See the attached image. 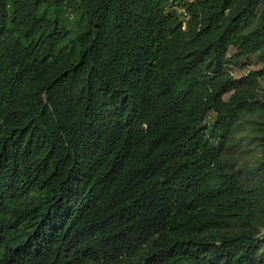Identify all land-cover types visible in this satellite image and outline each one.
Returning a JSON list of instances; mask_svg holds the SVG:
<instances>
[{
  "label": "trees",
  "instance_id": "1",
  "mask_svg": "<svg viewBox=\"0 0 264 264\" xmlns=\"http://www.w3.org/2000/svg\"><path fill=\"white\" fill-rule=\"evenodd\" d=\"M263 82L264 0H0V264H264Z\"/></svg>",
  "mask_w": 264,
  "mask_h": 264
},
{
  "label": "rangeland",
  "instance_id": "2",
  "mask_svg": "<svg viewBox=\"0 0 264 264\" xmlns=\"http://www.w3.org/2000/svg\"><path fill=\"white\" fill-rule=\"evenodd\" d=\"M251 65L249 68H242L234 70V76L236 78H240L243 74H245L248 70H259L261 69V64L254 58L250 59ZM261 88L264 90V82L261 84ZM262 115H257L255 119L259 120ZM252 136V132L250 128H243L242 131L237 132L238 138V146L236 147V151L233 153V160L236 162L238 166L244 167L245 165H253L260 157V152L257 147H255L253 142H249L248 137ZM260 234L264 235V229Z\"/></svg>",
  "mask_w": 264,
  "mask_h": 264
},
{
  "label": "built area",
  "instance_id": "3",
  "mask_svg": "<svg viewBox=\"0 0 264 264\" xmlns=\"http://www.w3.org/2000/svg\"><path fill=\"white\" fill-rule=\"evenodd\" d=\"M250 70H251V69H250ZM248 71H249V70H248ZM248 71H247V72H248ZM247 72H246V73H247ZM234 77H235V76H234Z\"/></svg>",
  "mask_w": 264,
  "mask_h": 264
}]
</instances>
